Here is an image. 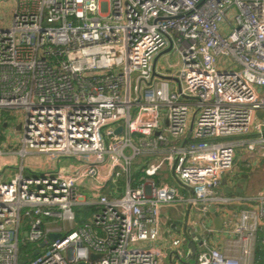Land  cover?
I'll list each match as a JSON object with an SVG mask.
<instances>
[{"label": "built area", "instance_id": "obj_1", "mask_svg": "<svg viewBox=\"0 0 264 264\" xmlns=\"http://www.w3.org/2000/svg\"><path fill=\"white\" fill-rule=\"evenodd\" d=\"M13 2L0 26V111L22 120L18 147L0 143V264H162L167 253L152 245L162 207L206 217L241 202L253 205L224 230L240 255L202 241L193 264H251L264 192L217 189L234 139L264 115V0ZM169 44L178 55L171 74L153 64ZM255 132L246 148L262 157L264 129ZM160 170L175 182L157 184ZM85 206L94 209L78 223ZM25 243L33 257H21Z\"/></svg>", "mask_w": 264, "mask_h": 264}, {"label": "crops", "instance_id": "obj_2", "mask_svg": "<svg viewBox=\"0 0 264 264\" xmlns=\"http://www.w3.org/2000/svg\"><path fill=\"white\" fill-rule=\"evenodd\" d=\"M7 4L10 8V12L7 11L8 24L14 2L13 0H8ZM259 113H256L253 120V132L234 139L237 144L233 167L222 176L217 193L228 196L251 197L259 192H264V156L260 157L254 153L253 155L252 151L246 148V144L256 136L255 130L259 127L264 129V115L261 111ZM238 154H240L239 160L237 159ZM147 157L141 156L138 162L145 161ZM135 165H138L135 167H140L139 164ZM154 180L157 184L169 181L175 182L172 181V176L166 170H160L154 176ZM179 189L185 194L190 193L188 188H182L180 185ZM250 205L252 206L253 204L248 202L218 204L210 208L206 217H202L201 213L194 206L175 204L173 206L162 207L160 209L161 235L157 240L152 242L153 246L167 253V256L162 259V264H193L194 255L192 254L191 247L185 240V228H192L195 235H200V237L194 236L191 241L196 251H200L203 248L201 243L205 241L209 246L218 247L228 253L240 255L239 248H231V243L234 239L224 230L230 225V222L237 218L240 209L248 208ZM202 219L206 226L213 228L215 231L206 232L201 224ZM176 229H180V231L178 232ZM177 237L181 239V243L176 247L171 246L172 240ZM256 237L254 249L250 253L251 264H256V261L261 260L258 257L256 259V247L260 244L264 248V227L258 229ZM170 252H173L172 256H170ZM175 252L178 254L177 258L174 257Z\"/></svg>", "mask_w": 264, "mask_h": 264}, {"label": "rangeland", "instance_id": "obj_3", "mask_svg": "<svg viewBox=\"0 0 264 264\" xmlns=\"http://www.w3.org/2000/svg\"><path fill=\"white\" fill-rule=\"evenodd\" d=\"M7 3H8V0H0V26H4L8 22L7 11H9L10 8ZM177 61H178L177 53L172 52L170 50L169 52L161 55L157 59V64L158 65L163 64L166 67V72L171 74L177 68L174 67V69H172L170 67H167V62L176 63ZM224 62H228V60H224ZM2 112H4L5 114L3 115ZM21 120H22V114L20 113L15 114L12 110L11 111H4V110L0 111V143L2 145V150L7 151L8 148L18 147V142H17L18 130L16 129V126L21 122ZM251 153L258 155L255 151ZM239 155L240 154L237 155L238 160L240 159ZM10 159H13V158H10ZM71 161H73V159L71 158H61L60 159L61 164H65ZM23 248L24 246L21 245L20 246L21 252H23L22 251ZM26 249L27 248H25V250Z\"/></svg>", "mask_w": 264, "mask_h": 264}, {"label": "trees", "instance_id": "obj_4", "mask_svg": "<svg viewBox=\"0 0 264 264\" xmlns=\"http://www.w3.org/2000/svg\"><path fill=\"white\" fill-rule=\"evenodd\" d=\"M2 114L4 115L5 113L4 112H2ZM136 166H138V165H136ZM142 176V171L140 170V167H135L134 168V170H133V177L135 178V181L133 182V185H135L136 183H137V181H138V179L140 178ZM104 192L107 194V195H110L109 194V189L108 188H106L105 190H104ZM93 207H87V206H85V207H79V208H76V217H77V222L78 223H82V222H84L85 220H86V217L88 216V214L91 212V211H93ZM23 220L25 221L26 220V218H25V216H23ZM25 228H26V225L25 224H23V226H22V230L24 231L25 230ZM30 245H32V244H30V243H25V245H23L24 246V248H23V252H21V257H23V258H27V257H25V253H28L29 255V257H33L34 256V254H33V252L31 251V249H30ZM25 248H27L26 250H25ZM31 251V252H30ZM257 257L258 258H261V260H258V261H256L255 263L256 264H264V248L259 244L257 247H256V259H257Z\"/></svg>", "mask_w": 264, "mask_h": 264}, {"label": "water", "instance_id": "obj_5", "mask_svg": "<svg viewBox=\"0 0 264 264\" xmlns=\"http://www.w3.org/2000/svg\"><path fill=\"white\" fill-rule=\"evenodd\" d=\"M171 49V44L168 45V47H166L165 49L161 50L157 55H155L154 59H153V64L156 62V60L163 54L169 52ZM260 111L257 112V114H260L259 113ZM20 125H17V129H19ZM122 127L121 126H118L116 129H115V133H119L121 131ZM190 133V129L188 131V135ZM212 210V209H211ZM213 211V210H212ZM176 231H180V229H176ZM184 235H185V240L187 242V244L191 247V251H192V254L195 255L196 253V248L195 246H192L191 244V241H192V238L194 236H197V237H200V235H195V232H194V229L192 228H185L184 229ZM59 236V234H56V233H49L48 234V238L49 239H56L57 237ZM35 253H38V249L35 250ZM101 255H98V254H91L90 255V260H93L95 258H98L100 257ZM174 257H178V255L176 254ZM77 264H89V263H86V262H79Z\"/></svg>", "mask_w": 264, "mask_h": 264}]
</instances>
